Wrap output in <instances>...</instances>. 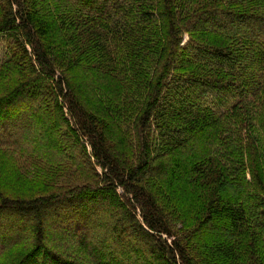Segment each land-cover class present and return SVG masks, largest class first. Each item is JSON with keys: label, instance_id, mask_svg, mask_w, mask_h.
<instances>
[{"label": "trees", "instance_id": "16d2710c", "mask_svg": "<svg viewBox=\"0 0 264 264\" xmlns=\"http://www.w3.org/2000/svg\"><path fill=\"white\" fill-rule=\"evenodd\" d=\"M0 43V167L63 185L0 188V264H264V0H0Z\"/></svg>", "mask_w": 264, "mask_h": 264}, {"label": "rangeland", "instance_id": "374dc122", "mask_svg": "<svg viewBox=\"0 0 264 264\" xmlns=\"http://www.w3.org/2000/svg\"><path fill=\"white\" fill-rule=\"evenodd\" d=\"M2 57L4 58V55L2 52V45L0 43V60L2 59ZM2 88H3V86L0 83V95L3 92ZM27 120H29V119L27 118ZM1 165H4V164H0V166ZM43 178H45V177H42V176L35 177L34 180L29 179L27 177L19 179L18 175L14 174L8 168L0 167V188L3 191H5L8 195L10 194L12 196L17 197L18 194H21L25 197H33V196H38L40 194L51 193L53 191V189L57 188L58 186H63L61 183L50 184L49 182H47V180H45ZM59 231H60L61 235H62V233L63 234L65 233V235H66L65 230H63L61 227H59ZM56 237H59V236H56ZM54 238H55V236L51 237L50 239L53 240ZM59 238H57V240H59ZM67 240H68V238L65 239V242ZM61 243H63V242H61ZM63 249H65V247ZM102 252L107 254L106 257H102L99 253H97V257H96L97 261L100 264H104V263L114 264L110 261V260H112L111 250H109V251L103 250ZM139 255H141V254L140 253L138 254V259L140 258ZM143 264H147V262H145Z\"/></svg>", "mask_w": 264, "mask_h": 264}]
</instances>
